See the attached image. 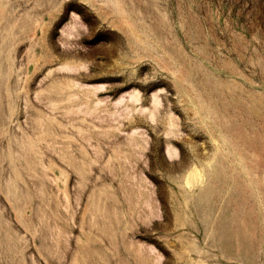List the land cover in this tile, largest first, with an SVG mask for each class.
Returning a JSON list of instances; mask_svg holds the SVG:
<instances>
[{"label": "rangeland", "instance_id": "374dc122", "mask_svg": "<svg viewBox=\"0 0 264 264\" xmlns=\"http://www.w3.org/2000/svg\"><path fill=\"white\" fill-rule=\"evenodd\" d=\"M0 264H264V0H0Z\"/></svg>", "mask_w": 264, "mask_h": 264}, {"label": "bare ground", "instance_id": "6f19581e", "mask_svg": "<svg viewBox=\"0 0 264 264\" xmlns=\"http://www.w3.org/2000/svg\"><path fill=\"white\" fill-rule=\"evenodd\" d=\"M256 108L258 109V105H256ZM171 152V150H170ZM191 171L193 172L194 175H197V170H196V166L194 167H191ZM213 192V188L211 185H206L202 192H201V198L204 200V201H207L209 199V197L211 196ZM221 237L223 238V240L225 242H227L229 240V238H231L234 234L233 233H229V230H228V227L227 225H222L221 227ZM246 233L245 229L244 228H239L237 233H235V235H240V236H244Z\"/></svg>", "mask_w": 264, "mask_h": 264}]
</instances>
